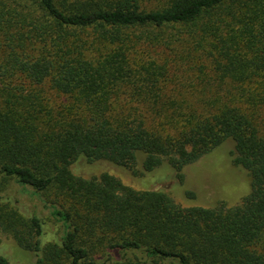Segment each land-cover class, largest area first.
<instances>
[{"label":"trees","instance_id":"16d2710c","mask_svg":"<svg viewBox=\"0 0 264 264\" xmlns=\"http://www.w3.org/2000/svg\"><path fill=\"white\" fill-rule=\"evenodd\" d=\"M185 57L224 92L175 103ZM228 138L251 175L234 206H183L72 167L167 163L182 181ZM0 173L31 200L25 215L0 195V228L33 264H264V0H0Z\"/></svg>","mask_w":264,"mask_h":264},{"label":"rangeland","instance_id":"374dc122","mask_svg":"<svg viewBox=\"0 0 264 264\" xmlns=\"http://www.w3.org/2000/svg\"><path fill=\"white\" fill-rule=\"evenodd\" d=\"M154 54H156L155 57L159 58V62L170 60L174 67L177 66L173 54L163 52L162 49H159V53ZM190 57L184 58V67H187L186 76L182 77L180 72L172 75L175 82L170 84L177 86V91L171 92L172 95H170L177 98L175 103H180L183 100L189 104H200L202 98H212V94L216 91L223 93L224 91L221 92L222 88L227 87V84L220 86L215 81L199 83L197 71L194 67H191L193 62L190 61L192 59H189ZM204 93L206 94L202 97ZM44 95L50 97L51 100H55L56 103L60 102L59 94L50 86L44 92ZM119 102L120 105L125 106L145 105L144 101L138 97L130 99L129 96H124ZM235 156V143L231 138H228L212 154L202 157L195 163L186 165L183 169L184 179L182 181L177 178L175 171L167 163L156 168L154 173H134L131 169L107 160L93 162L83 160L73 164L72 167L75 172L86 177L109 172L136 189L166 191L177 203L183 206L213 207L220 203L234 206L240 203L242 198L251 191V175L244 167L234 164L233 159ZM143 157V154H140V159ZM24 190L14 178L6 177L0 173V195L3 200L12 206H16L26 215V212L31 209L29 206L31 200L26 197L27 193ZM187 190L193 191L195 196H188L186 194ZM28 191L30 192L32 189L29 188ZM47 210H43V214L48 217V231L52 235H59L60 224L49 216V210ZM0 253L5 255L13 264H33L34 262L31 252L22 248L9 232L1 228ZM128 255L131 256L132 253Z\"/></svg>","mask_w":264,"mask_h":264}]
</instances>
